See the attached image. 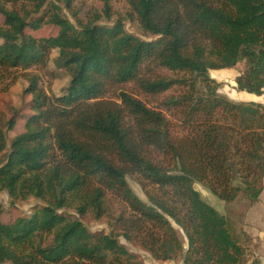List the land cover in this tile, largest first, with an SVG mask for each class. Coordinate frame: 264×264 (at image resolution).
Listing matches in <instances>:
<instances>
[{"label": "trees", "instance_id": "obj_1", "mask_svg": "<svg viewBox=\"0 0 264 264\" xmlns=\"http://www.w3.org/2000/svg\"><path fill=\"white\" fill-rule=\"evenodd\" d=\"M74 1L0 0V91L23 76L33 113L9 144L0 128V192L11 206L43 204L11 224L0 221V264H141L119 238L161 262L254 258L247 236H233L194 185L226 203L241 191L255 202L262 191L264 106L219 94L209 72L243 64L236 90L264 95V0H124L129 12L120 19L102 0L101 12L84 21ZM125 20L154 40L129 32ZM47 25L55 36L25 32ZM52 51L69 77L59 95L37 74ZM129 84L154 96L179 93L164 99L165 114ZM6 126L13 129V118ZM65 209L106 219L109 233H91Z\"/></svg>", "mask_w": 264, "mask_h": 264}, {"label": "rangeland", "instance_id": "obj_2", "mask_svg": "<svg viewBox=\"0 0 264 264\" xmlns=\"http://www.w3.org/2000/svg\"><path fill=\"white\" fill-rule=\"evenodd\" d=\"M110 5L112 9L113 19L123 18L126 13L129 12L127 4L124 0H111ZM73 7L74 12L78 13L79 19L84 21L87 13H92L93 11L101 12L103 2L102 0H75L73 2ZM63 14L74 23L70 12H68L66 9H63ZM101 22H105V20ZM124 23L126 29L129 32L145 40H154V38H152L151 36L146 35L136 22L125 20ZM2 25L3 17L0 15V26ZM25 32L26 34H29L35 38H43L55 36L58 32V29L53 26L47 25L37 31L26 29ZM56 57L57 51H52L47 68L45 70L37 72L38 76L40 77L41 86L53 95L61 94L67 87L69 82V77L67 76L66 72L56 67ZM243 69L244 65L239 64L235 68L231 69L210 71L209 76L211 79L215 80L218 83L219 94L226 96L236 102L251 101L260 103L264 106V95L262 98L260 97L261 99L257 96H252V98H249L246 95L250 94L238 92L236 90L235 80L237 76H239V74L243 71ZM156 74L164 77H174V74L172 72L164 69L156 70ZM26 87L27 81L23 76H19L18 78H16L14 84L7 92L0 91V128L4 131L8 144L10 143L11 139L24 131L25 120H27V118L33 114L30 110V97L24 93ZM126 89L133 92L137 96V98L140 99L149 108L163 111L165 114L166 110L163 104L164 99L179 93L178 90L174 89L169 90L161 95L154 96L148 93H144L139 89H134L132 84L127 85ZM12 118L14 120V127L9 131L6 124ZM3 156L4 152H0V157ZM127 181L134 193L141 200L147 201L143 190L137 184L135 178L128 177ZM194 188L199 192L202 200H204L208 205L213 207L216 211H218L225 217H233V215H231L230 212H228V210L226 209L228 205H232L231 203H234L235 205H247L251 203L242 191L239 192L234 202L226 203L214 197L203 184L195 183ZM42 206L43 204L40 201L33 198H30L23 202H17L14 206H11L7 193L0 192V221L3 224H11L19 217H27L31 215L35 210L41 208ZM63 214L67 217L79 219L80 221H82V223L88 228L91 233L101 234L109 233L110 231V227L108 226L106 219H95L91 213L80 216L72 209H65L63 210ZM230 231L236 238L242 237L243 235H236L234 233L233 227H230ZM181 238L184 239L182 235ZM119 241L121 244L125 245L132 254L135 255L137 261L141 264H183L182 257L176 259L175 261H156L150 256L149 253L140 250L136 245L129 244L122 238H119ZM253 257L256 258L254 254ZM254 258H250V256L248 257L247 255L245 257V263L242 264H247L246 262L250 263V261Z\"/></svg>", "mask_w": 264, "mask_h": 264}, {"label": "crops", "instance_id": "obj_3", "mask_svg": "<svg viewBox=\"0 0 264 264\" xmlns=\"http://www.w3.org/2000/svg\"><path fill=\"white\" fill-rule=\"evenodd\" d=\"M246 96L252 98L255 95L250 94ZM260 97L262 98L263 95ZM231 204L226 208L233 215V217H227L229 226L234 228L236 235L243 234L247 236L249 249L256 257L258 264H264V178L262 181V191L255 202L247 205Z\"/></svg>", "mask_w": 264, "mask_h": 264}]
</instances>
